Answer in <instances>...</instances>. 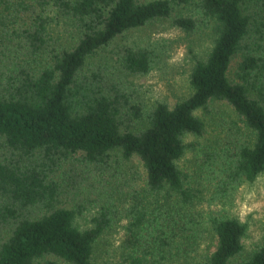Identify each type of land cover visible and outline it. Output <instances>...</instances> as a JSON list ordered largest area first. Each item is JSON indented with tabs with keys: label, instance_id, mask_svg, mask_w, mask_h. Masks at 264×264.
I'll return each instance as SVG.
<instances>
[{
	"label": "trees",
	"instance_id": "16d2710c",
	"mask_svg": "<svg viewBox=\"0 0 264 264\" xmlns=\"http://www.w3.org/2000/svg\"><path fill=\"white\" fill-rule=\"evenodd\" d=\"M156 21L213 44L190 95L148 108L126 81L152 50L115 43ZM217 101L232 150L198 141ZM226 157L219 200L264 172V0H0V264H264V237L239 259L247 224L204 207Z\"/></svg>",
	"mask_w": 264,
	"mask_h": 264
},
{
	"label": "rangeland",
	"instance_id": "374dc122",
	"mask_svg": "<svg viewBox=\"0 0 264 264\" xmlns=\"http://www.w3.org/2000/svg\"><path fill=\"white\" fill-rule=\"evenodd\" d=\"M178 8L184 14L197 13L190 5ZM169 24L170 21H156L140 29H132L115 43L118 47L135 45L152 50V66L149 72L131 75L126 81L130 84L129 88L137 90L145 104L149 105L146 106L148 108L156 100L173 103L190 95L188 74L192 63L191 54L205 56L213 44L209 28L202 26L195 31L187 32ZM237 118L227 103L219 101L212 103L205 114L207 123L205 133L198 138L200 147L214 146L217 150V147L232 150L235 145L244 141L246 134L243 129L238 130L241 124L237 122ZM199 153V150L188 153L182 163L192 171L199 164L198 157L205 164L206 157L198 156ZM213 161L214 169H211L209 174V186L204 191L206 195L203 204L209 213L233 216L247 224L244 249L239 255V259H245L264 237V172L254 182L242 183L235 187L226 200H219L216 184L222 177V172L228 169L229 158H215ZM213 161L209 160V163ZM218 174L220 175L215 179ZM210 196H214L215 199L210 200ZM121 233L120 229V235ZM105 238H108L107 234ZM109 240L112 243V239Z\"/></svg>",
	"mask_w": 264,
	"mask_h": 264
}]
</instances>
